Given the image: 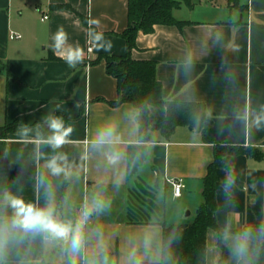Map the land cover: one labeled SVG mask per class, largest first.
Wrapping results in <instances>:
<instances>
[{
  "label": "crops",
  "instance_id": "1",
  "mask_svg": "<svg viewBox=\"0 0 264 264\" xmlns=\"http://www.w3.org/2000/svg\"><path fill=\"white\" fill-rule=\"evenodd\" d=\"M191 2L174 10L186 21L181 27L140 30L132 55L156 61L165 99L204 102L211 126L204 134L179 125L170 138L154 130L141 141L137 108L110 103L118 84L105 58L126 53L128 0H0V125L21 122L4 139L0 162V264L98 254L89 264L158 261L164 224L183 222L186 207L193 220L203 201L215 142L264 153V0ZM61 27L68 44L83 49L75 67L53 50ZM149 110L166 114L165 106ZM224 163L216 182L220 232L207 231V264H219L224 249L223 264H239L235 245L264 239V157L228 154ZM168 177L184 179L181 196ZM13 200L47 210L67 238L18 226ZM78 229L82 245L73 253Z\"/></svg>",
  "mask_w": 264,
  "mask_h": 264
},
{
  "label": "trees",
  "instance_id": "2",
  "mask_svg": "<svg viewBox=\"0 0 264 264\" xmlns=\"http://www.w3.org/2000/svg\"><path fill=\"white\" fill-rule=\"evenodd\" d=\"M178 0H128L129 23L123 31L127 41L126 53L106 55L108 73L116 77L118 98L110 101L114 106L124 102L131 103L138 110L139 139L151 138L154 130H159L165 138H170L179 125H187L191 129L206 134L211 126L206 104L202 101L168 100L164 98L161 81L156 75V61L152 59L134 58L132 51L137 47L138 32L154 31L157 24L186 23L179 20L174 10L179 8ZM192 5L191 0L187 3ZM165 106L164 116L150 114V106ZM21 122L10 123L8 128L0 129V162L4 158L5 138L14 131ZM211 140L209 137H206ZM244 153L250 157L262 158L264 153L256 147L242 145H224L215 142L214 159L209 164L204 180L203 201L198 206L193 220L164 224L161 259L143 261L141 264H207V231L215 228L220 232L216 219V182L217 169L225 166L224 156ZM236 178L235 171L230 170ZM247 253L239 259V264H264V239L245 237ZM244 238V240H245ZM102 254L86 256L83 262H76L66 257L62 264H89ZM227 256L224 249L219 264H223Z\"/></svg>",
  "mask_w": 264,
  "mask_h": 264
},
{
  "label": "clouds",
  "instance_id": "3",
  "mask_svg": "<svg viewBox=\"0 0 264 264\" xmlns=\"http://www.w3.org/2000/svg\"><path fill=\"white\" fill-rule=\"evenodd\" d=\"M90 24H98L97 20L88 21ZM54 52L61 58L64 59L70 67H75L77 63L83 61L84 52L78 45L72 46L68 44V34L65 32L63 27L59 28L53 37ZM111 45H108L110 48ZM54 127H59L55 122ZM61 140H57L60 143ZM13 206L17 209V216L19 219L16 221L17 225L24 228L25 230L32 231H47L52 233V235L62 238H67L68 229L60 224H57L52 218L50 213L45 209H36L31 205H24L21 200H13ZM90 211H85V220L90 215ZM82 238L79 229L71 240V250L73 253H78L81 249ZM234 251L236 255L243 258L247 253V242L246 238L243 242H238L235 245ZM75 264V262H73Z\"/></svg>",
  "mask_w": 264,
  "mask_h": 264
},
{
  "label": "built area",
  "instance_id": "4",
  "mask_svg": "<svg viewBox=\"0 0 264 264\" xmlns=\"http://www.w3.org/2000/svg\"><path fill=\"white\" fill-rule=\"evenodd\" d=\"M43 18H48V15H44ZM21 35L18 33H12L11 38L20 37ZM96 47V43L93 40H89L87 45V52L91 54ZM167 182L171 185L173 194L175 197H179L182 194V191L185 187V182L182 177H168Z\"/></svg>",
  "mask_w": 264,
  "mask_h": 264
},
{
  "label": "rangeland",
  "instance_id": "5",
  "mask_svg": "<svg viewBox=\"0 0 264 264\" xmlns=\"http://www.w3.org/2000/svg\"><path fill=\"white\" fill-rule=\"evenodd\" d=\"M189 1H190V0H178L177 3H178V5H179V7H181L182 5H186ZM184 8H185V7H184ZM9 125H10V123H5V124H3V125H0V129H2V128H8ZM187 208H189V207H186V209L184 210V215L187 214ZM190 217H191V216L186 217V218L184 219V221H189ZM69 237H70V235H69Z\"/></svg>",
  "mask_w": 264,
  "mask_h": 264
},
{
  "label": "water",
  "instance_id": "6",
  "mask_svg": "<svg viewBox=\"0 0 264 264\" xmlns=\"http://www.w3.org/2000/svg\"><path fill=\"white\" fill-rule=\"evenodd\" d=\"M190 210H187V214H186V217H188L190 215Z\"/></svg>",
  "mask_w": 264,
  "mask_h": 264
}]
</instances>
